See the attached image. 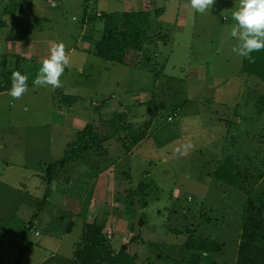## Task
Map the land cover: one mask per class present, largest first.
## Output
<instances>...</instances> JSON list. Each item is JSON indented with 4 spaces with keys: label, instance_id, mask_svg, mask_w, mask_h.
Returning a JSON list of instances; mask_svg holds the SVG:
<instances>
[{
    "label": "rangeland",
    "instance_id": "obj_1",
    "mask_svg": "<svg viewBox=\"0 0 264 264\" xmlns=\"http://www.w3.org/2000/svg\"><path fill=\"white\" fill-rule=\"evenodd\" d=\"M16 3L17 18L47 20L19 26L4 14L11 1L0 0V42L17 54L35 40H52L50 52L63 43L70 63L60 87L33 86L45 58L7 56L6 70L27 75L28 90L19 98L0 94V264H16L23 236L28 250L19 264L71 259L84 224L95 218L106 222L115 251L137 237L127 249L136 264H179L192 234L223 246L210 255L214 264H234L250 202L264 194V112L256 106L264 81L241 72L243 57L230 35L241 0H215L204 13L190 0ZM161 8L166 41L152 38L125 66L95 56L103 30L97 13ZM88 124L106 139L107 154L87 152L57 170L45 196L47 167ZM128 132L141 140L126 153ZM138 184L149 186L143 210L127 202ZM258 243L264 264V241Z\"/></svg>",
    "mask_w": 264,
    "mask_h": 264
},
{
    "label": "trees",
    "instance_id": "obj_2",
    "mask_svg": "<svg viewBox=\"0 0 264 264\" xmlns=\"http://www.w3.org/2000/svg\"><path fill=\"white\" fill-rule=\"evenodd\" d=\"M13 3V0H10ZM164 14V9H155L149 11H126L121 13H100V20L103 22V30L101 37L93 44V53L95 56L105 61L114 62L120 65L124 64L125 57L130 53L142 54L144 46L147 42L152 41L164 42L167 37L162 35V25L158 22L159 18ZM96 17V16H95ZM156 22L155 34L149 36L152 29L151 21ZM241 72L248 76H253L264 81V49L253 52L250 59L243 57ZM12 87V79L8 78L0 81V93L10 90ZM65 102L77 98L65 96ZM257 108L264 112V99L256 104ZM117 119L114 116L106 124H111ZM123 129L130 131L129 126ZM129 133V132H128ZM133 139L132 144L125 146L132 148L141 138L129 133ZM103 141L101 140L98 128L94 124H88L76 134L75 142L68 145L63 157L57 162L50 164L46 169L44 177L47 189V195L53 174L73 160L81 158L87 152L100 153L103 150ZM220 169V168H219ZM148 185L138 184L135 189L128 191L127 202L131 205L133 201L139 202L140 210L146 206V196ZM139 199V201L137 199ZM251 207L248 213V223L245 224L239 243L238 257L234 264H262L258 261V254L262 247L258 241H264V194L258 195L254 201L250 202ZM145 224L144 215L141 216L138 225ZM106 222L98 221L97 218L92 223L84 224L83 233L80 241L75 245L74 254L71 259H62L58 257H50L40 264H136L135 255L129 254L128 247L133 244L137 237H131L129 241L120 246L119 250L112 249L105 231ZM130 227V232H132ZM26 231H24V234ZM5 240V231L0 228V244ZM182 248L186 253L179 264H214L210 261V255L220 253L223 246L210 239H201L190 235L182 244ZM28 250L24 236L22 237V247L18 254L16 264L20 263L21 257Z\"/></svg>",
    "mask_w": 264,
    "mask_h": 264
},
{
    "label": "clouds",
    "instance_id": "obj_3",
    "mask_svg": "<svg viewBox=\"0 0 264 264\" xmlns=\"http://www.w3.org/2000/svg\"><path fill=\"white\" fill-rule=\"evenodd\" d=\"M214 2L215 0H190L191 7L199 13L210 10ZM232 16L237 23L232 27L230 35L238 41L233 51L241 57L250 59L253 52L264 49V0H241L239 9L234 11ZM69 63L65 45L55 44L50 57L43 61L33 86L60 87V77ZM11 79L12 87L9 94L13 98H19L28 90V77L20 72H13Z\"/></svg>",
    "mask_w": 264,
    "mask_h": 264
},
{
    "label": "crops",
    "instance_id": "obj_4",
    "mask_svg": "<svg viewBox=\"0 0 264 264\" xmlns=\"http://www.w3.org/2000/svg\"><path fill=\"white\" fill-rule=\"evenodd\" d=\"M9 7H10L9 10L7 8L4 10V14H6V17H7L6 20H10V21L11 20H14V22L19 21V23H18L19 26L22 25L20 23V22H22L23 23V26L24 25H29V26H32L33 25L34 27H36V26L39 27L42 24L43 21H46L47 20L45 18H32V17H23V16L17 18L16 15H15L18 12V9H17L18 6H17V3H16V0H13L12 5H9ZM152 10L153 9L143 10V11L152 12ZM20 11H21L20 14H23L22 9H20ZM139 11H141V10H139ZM100 13H104V12H99L97 14H100ZM97 17L98 16L96 15L95 19H97ZM97 20H99V19H97ZM3 25L4 24H2V23L0 24V26H3ZM17 29H20V28H17ZM21 29L25 30L24 28H21ZM23 30H21V31H23ZM87 37H88V35H86V33H84L82 35V39H87ZM52 43H53L52 40H51V42H50V40H35V41H32V43L30 45L29 44H26V46H22L21 51H20V54H17V53H14V49L11 48V46L8 47V43H6V41L3 39V42H0V44H1V50H0V70H1L0 71V81H3L5 79H8V78H11L12 77V74H11L12 71L6 70V68H7V56H10V55H13V54L19 55V58H22V57H25V56L26 57L30 56V57H32V59L34 61H35V58H42V59L45 58L46 59V58H49L50 57V54H51V52H50V45ZM24 44L25 43L23 42L22 45H24ZM126 57H125V61H124V64H123L124 66L127 65V63H126ZM19 62L20 61L18 59L17 60V65L18 64L20 65ZM20 67L21 66H16L15 67L16 71H21V68ZM8 91H10V90H8ZM5 92H7V91H5ZM2 93H4V92H2ZM124 126H126V125L124 124ZM127 126H129V130L132 129V125L129 124ZM83 128H84V126L81 128V130ZM78 131H80V130H78ZM124 131L127 132V130H124ZM101 140L103 141V144H102L103 145V150H102V152H100L98 154L99 155H106L107 152H106V150L104 148V143H105L106 139L101 138ZM125 140H129L130 141L129 144H128V146L130 144H132V140L133 139L130 137L129 133L126 135ZM139 143L140 142H138L132 148H128V150L125 148V146H127V145H124L123 144V148H124V150H125L126 153H129Z\"/></svg>",
    "mask_w": 264,
    "mask_h": 264
},
{
    "label": "built area",
    "instance_id": "obj_5",
    "mask_svg": "<svg viewBox=\"0 0 264 264\" xmlns=\"http://www.w3.org/2000/svg\"><path fill=\"white\" fill-rule=\"evenodd\" d=\"M97 16L99 17L100 16V14H97ZM172 118H169L168 120H171ZM38 234L36 233V236H37ZM111 237V235H110V232H107V238H110Z\"/></svg>",
    "mask_w": 264,
    "mask_h": 264
}]
</instances>
